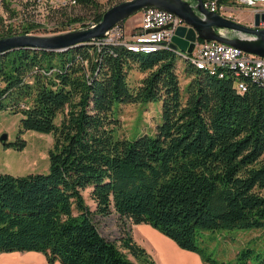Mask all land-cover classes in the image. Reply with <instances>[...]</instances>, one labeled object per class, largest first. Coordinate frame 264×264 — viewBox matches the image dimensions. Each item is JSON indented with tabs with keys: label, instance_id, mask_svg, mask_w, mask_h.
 <instances>
[{
	"label": "trees",
	"instance_id": "obj_1",
	"mask_svg": "<svg viewBox=\"0 0 264 264\" xmlns=\"http://www.w3.org/2000/svg\"><path fill=\"white\" fill-rule=\"evenodd\" d=\"M80 1L88 19H69L101 18L97 0ZM9 33L0 20V37ZM97 40L0 52V110L21 113L19 132L54 136L47 172H0V252L40 251L49 264H158L126 226L145 222L206 264H233L208 251L203 230L264 227V86L246 76L238 91L230 70L211 73L171 47L145 52ZM133 68L144 72L136 84ZM156 99L154 132H116L121 103ZM111 212L124 220L115 239L92 216ZM251 252L242 249L236 263L250 264Z\"/></svg>",
	"mask_w": 264,
	"mask_h": 264
},
{
	"label": "built area",
	"instance_id": "obj_2",
	"mask_svg": "<svg viewBox=\"0 0 264 264\" xmlns=\"http://www.w3.org/2000/svg\"><path fill=\"white\" fill-rule=\"evenodd\" d=\"M103 12L108 7L123 0H97ZM195 11L202 4L207 10L219 13L247 25L264 28V0H185ZM80 0H0V20L9 35L54 34L84 26L80 18L69 19L70 13L82 7ZM232 7L250 8L249 20L236 18ZM53 12H62L63 17L56 24H50ZM139 24L134 32L127 34L120 21L110 27L104 36L98 37L97 42H121L128 48L153 51L161 47H169L175 28L187 24L177 14L157 6L149 5L138 10ZM259 14L258 24L255 25V13ZM234 15V16H233ZM81 17V15H74ZM241 20V21H240ZM93 23V22H92ZM91 24V23H89ZM169 24L168 26H166ZM188 25V24H187ZM217 30L227 36L242 35L252 37L250 33L235 32L225 27ZM188 58L198 67L208 68L211 73L223 76L226 71L234 75V84L238 91L246 88L244 77L259 82L264 86V56L245 51L238 46L216 40L197 39Z\"/></svg>",
	"mask_w": 264,
	"mask_h": 264
},
{
	"label": "rangeland",
	"instance_id": "obj_3",
	"mask_svg": "<svg viewBox=\"0 0 264 264\" xmlns=\"http://www.w3.org/2000/svg\"><path fill=\"white\" fill-rule=\"evenodd\" d=\"M232 8V13L236 15V18L249 20L250 8ZM70 15H81L86 20L90 12L82 6L72 10ZM139 15L140 13L136 11L125 17L123 25L127 34L134 32L137 28ZM62 17V12H53L49 23L54 25ZM66 55H69V52ZM63 56V54H58V58ZM178 62L181 92L184 94L189 77L183 70L184 58L182 56L178 57ZM143 75L144 72L133 68L129 71L128 78L132 84H136ZM161 103L159 99L121 103L118 106V114L115 121L116 132L121 136L128 137L143 132H154L156 124L161 121ZM61 116V113L57 115V123L60 122ZM20 117V112H12L8 109L0 110V134L6 132L8 141L18 140L24 142V145L18 148L2 144L0 141V172L12 174L47 172L49 169V150L53 148L54 136L50 132H40L33 129L19 132ZM262 157L264 158V154ZM82 193L87 204L91 209H94L95 203L89 194V189H83ZM92 216L99 231L107 238L115 239L120 234V225L124 220H121L117 213L111 212L107 215L94 213ZM126 226L131 232L132 223L126 222ZM203 235L206 237L208 251L220 260H230L233 264H237V255L242 249L246 248H250L252 251L248 259L250 264H257L258 259L264 257V227L203 230ZM10 263L12 262L7 264Z\"/></svg>",
	"mask_w": 264,
	"mask_h": 264
},
{
	"label": "water",
	"instance_id": "obj_4",
	"mask_svg": "<svg viewBox=\"0 0 264 264\" xmlns=\"http://www.w3.org/2000/svg\"><path fill=\"white\" fill-rule=\"evenodd\" d=\"M157 6L167 9L188 24H181L175 28L169 47L181 52H191L197 39L216 40L225 42L241 49L264 56V28L253 27L232 18L207 10L202 4L195 11L185 0H123L102 12L101 18L91 24L72 30L54 34H14L0 37V52L21 46H29L44 50H67L70 47L91 42L94 38L102 37L114 24L126 16L145 6ZM259 14L255 13L254 23L258 24ZM167 24L166 26H168ZM225 27L235 32L250 33L252 37L238 34L227 36L217 28ZM2 144L9 142L7 133L0 134Z\"/></svg>",
	"mask_w": 264,
	"mask_h": 264
},
{
	"label": "crops",
	"instance_id": "obj_5",
	"mask_svg": "<svg viewBox=\"0 0 264 264\" xmlns=\"http://www.w3.org/2000/svg\"><path fill=\"white\" fill-rule=\"evenodd\" d=\"M131 234L152 254L158 264H206L197 252L180 247L149 223H132ZM19 251H1L0 264H49L40 251ZM53 264L60 263L55 261Z\"/></svg>",
	"mask_w": 264,
	"mask_h": 264
}]
</instances>
